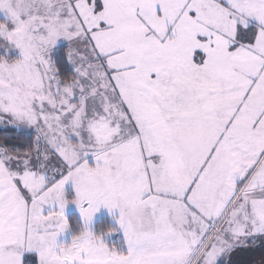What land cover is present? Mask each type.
Masks as SVG:
<instances>
[{"label": "snow or ice", "instance_id": "snow-or-ice-1", "mask_svg": "<svg viewBox=\"0 0 264 264\" xmlns=\"http://www.w3.org/2000/svg\"><path fill=\"white\" fill-rule=\"evenodd\" d=\"M0 264H264V0H0Z\"/></svg>", "mask_w": 264, "mask_h": 264}]
</instances>
